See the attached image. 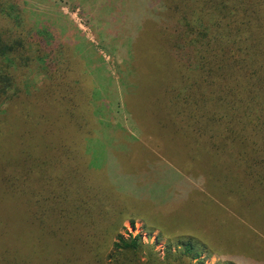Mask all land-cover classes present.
<instances>
[{
	"label": "rangeland",
	"instance_id": "rangeland-1",
	"mask_svg": "<svg viewBox=\"0 0 264 264\" xmlns=\"http://www.w3.org/2000/svg\"><path fill=\"white\" fill-rule=\"evenodd\" d=\"M0 2H4L5 6L11 3V14H16L19 19L13 21L0 16L2 37L6 39L23 37L30 42L32 34V41L39 40L41 46L44 42L47 52L50 45L58 46L62 43L61 51L67 55L64 59L69 64L64 66L65 60H61L56 66L59 72L85 69L86 58L92 60L88 62H91L94 68L101 69L95 73L96 75L89 77L93 83L95 82L94 85L101 81L96 89L103 87L100 101L93 102L90 107L86 105L88 118L91 119L93 127L87 124L84 127H89L95 132L96 137L100 135L105 140L111 134L115 135L116 141L109 145L115 148L117 153L127 155L120 157L111 152L118 168L114 172L111 171V175L116 174L117 178L125 175L130 177L136 190L138 186L159 184L154 190L155 203L158 206L165 205L159 197H182L189 191V186L183 180L192 182L189 195L195 193L200 200L191 197L184 200L171 198L173 201L170 200L168 203L170 207L173 203L177 206L172 207L170 215L157 219L160 223L157 224L159 228L147 222L153 218L150 217L149 220L144 209L127 208L128 205L120 200L108 201L111 209L109 216L108 213H104L108 217L105 219L102 218L103 213L96 207L101 206L100 202H96L97 188L86 183L91 180H87V177L85 179L80 170L78 174L84 179L76 180L74 183L79 186V192L87 190L90 194L80 195L79 202L86 204L87 208L79 209L75 213L87 215L88 209L96 205L93 213L98 218L104 234L101 239L97 237V240L89 244L88 251V245L85 246V243L79 241L80 236L68 234V225L61 230L50 212L52 203L46 202L44 209L42 206L44 202L37 199V191H40L39 195L44 196L43 189L46 187L43 181H35L34 176L39 174L37 170L42 166L43 156L49 155L51 158L62 156L67 161L64 150L58 148L67 137L71 144H75V141L84 143L86 138L90 137H85L84 133L74 136L73 131L78 129L77 126L72 130H67V126L63 128L61 122L65 120L62 113L63 117L57 121L59 124L53 121V116L37 123V116L40 113L39 101H43L41 92L45 90L55 98L60 97L57 93L60 86L53 87L47 83L50 80L47 69L53 66L55 61L53 56L49 55L43 61L34 60L28 66L21 65L19 66L21 68L15 70L20 92L14 101L7 103L5 112H2L5 104L0 109V171L10 164L19 170L29 169L31 171H28L32 173L30 176L32 185L28 184L29 187L25 188L28 192L23 190L24 181L17 192L26 194L23 196L11 192L15 188L13 185L8 186L0 182V264H122V258L121 262L116 260L113 246L119 235L125 238L134 236L140 238L143 249L141 253L138 252L139 260H133L134 264H142L146 257L149 259L150 248L154 250L155 261H162L167 247L174 253L176 243L190 237L200 238L204 246L207 245V250L200 255V258L204 259V264H264V202L256 197V194L260 193L259 190L248 188V185H252L247 182V178H241L243 172L235 168L231 155L234 149L224 147L223 150L215 151L202 143L201 146L197 142L187 144L185 133H175L176 130L173 128V112L168 108L164 93L167 87L161 79L164 75L163 68L160 74L156 72L157 75L151 77L155 71L152 66H148L147 57L140 60L144 66L142 72L136 59L133 61L128 59L125 43L133 35L136 26L133 25L134 17H129L128 13L132 7L139 10V6L145 2L141 0H0ZM150 6L151 13L162 10L161 3ZM47 28L50 31L49 35L45 30ZM46 43L50 44L48 49ZM38 50L43 52L42 47ZM32 54L35 55L33 52ZM137 80L138 89L126 95L132 83ZM89 90L92 89L85 87L79 91L75 100L86 99ZM47 123L54 132L45 129ZM58 125L61 132L57 129ZM85 128L80 131L84 132ZM61 133L67 136L63 135V139H60ZM42 140L50 142L51 152L43 145H39L38 142ZM139 148H142V153L138 151ZM92 149L97 150L94 153L97 157L93 162L95 166L99 162L102 164L103 161L112 166L110 151H102L98 145ZM135 152L145 153L147 160L135 164L137 160ZM90 158L89 156V160ZM67 163L69 165L63 164L59 170L64 172L66 167L73 170L74 165ZM136 165L142 169L136 171L138 177L124 174L125 171L133 173L132 168H137ZM100 167L102 166L98 165L96 175L99 181H104V170ZM237 179L242 182L236 181ZM44 180L56 182L55 179L49 178L47 173ZM5 189L10 192L5 193ZM66 198L74 201L76 193L70 191ZM66 204L64 203L62 212L67 218L73 215L74 211ZM165 206L167 208V204ZM153 211L166 213L167 209L153 208ZM167 219L183 222L176 227L177 231L182 232L170 235L163 233L160 228L163 226L167 228V225L163 224ZM69 225H71L69 228L75 227L73 223ZM205 237L209 242L204 240Z\"/></svg>",
	"mask_w": 264,
	"mask_h": 264
},
{
	"label": "trees",
	"instance_id": "trees-1",
	"mask_svg": "<svg viewBox=\"0 0 264 264\" xmlns=\"http://www.w3.org/2000/svg\"><path fill=\"white\" fill-rule=\"evenodd\" d=\"M141 1L145 3L139 6V10L132 7L128 13L129 17H134L135 24L133 23V25H136L133 35L127 39V44L125 43L128 59H131L129 61L136 59L142 72L144 66L141 61L142 58L147 57L148 66H152L155 71L151 77L157 75L156 72L160 74L163 68L164 75L161 79L167 87V91L164 88V93L168 108L173 112L175 133H185L187 144L197 142L200 145L202 143L215 151L223 150L224 147L233 148L231 155L235 168L242 171L241 178H247V182L252 185H248V188L259 190L260 193L256 194V197L259 201L264 202V0ZM154 3L162 4L160 12H149L150 5ZM10 4L5 6L4 2H0V16L19 21L16 14H11L12 5ZM45 30L49 35L48 28ZM33 33L39 34L38 32ZM1 34L0 32V109L4 104L6 105L2 112L7 110V103L14 101L20 92L14 74L15 70L21 68L19 67L21 65L25 67L31 61H43L45 57L52 55L55 61L53 66L47 69L50 75V80L47 83L53 87H61L57 89L60 92H57L60 97L55 98L45 90L41 92L43 101L38 100L40 113L37 114V123L53 116V121L59 124L57 123L58 118L64 115L65 122H61L63 128L67 126V130H72L77 126L78 129L73 131V133L75 132L74 136L84 133L85 137H90L86 140H95L88 142L85 140L84 143L75 141V144H71L67 137L61 144L62 146L58 147L59 150H64L67 161L62 156H55L56 158H51L49 155L43 156L42 166L37 170L39 174L34 176L35 181H43L46 187L43 189L44 196L39 195L40 191H37V199L44 202L42 205L44 209L46 202L52 203L50 212L61 230L65 225H68V234L80 236L79 241L85 243V246L88 245V251L89 244L97 240V237L101 239L104 234L99 226L98 218L93 213L96 205L88 209L87 215H76L75 213L79 209L87 208L86 204L79 202L80 195L90 194L87 190L79 192V186L74 183L76 180L84 179L78 174L80 170L85 179L87 177V180H91L86 183L97 188L96 202H100L101 206L96 207L103 213L102 218L105 219L108 217L104 213H108L109 216L111 209L108 201L120 200L123 204L128 205L127 208L140 207L144 209V213H148L147 218L149 220L150 217L153 218L151 221L146 219L145 221L158 227L157 224L160 223L157 222V219L170 215L172 209L177 206L173 203V208L170 207L171 205L168 204L170 200H177V198L184 200L187 197L198 200L195 193L189 195L192 182L183 180L189 186V191L182 197H159L165 205L167 204V208L165 205L158 206L155 203L154 190L159 184L138 186V190H136L130 177L125 175L122 178H117L116 174L115 176L111 175V171L114 172L118 169L111 152L120 157H127V155L123 156L117 153V150L109 145L116 141L115 135L111 134L110 137H107L108 139L106 138L107 141L100 135L96 137L95 132L89 127H84L86 124L93 127L91 119L88 118L86 105L90 107V104L101 99L100 94L103 87L101 86L99 90L96 89L101 81L94 85L95 82L93 83L89 78L101 71L91 65V59L86 58L85 69L59 72V68L56 66L61 60L67 58V55L65 56L61 51L62 43L58 46L46 43L47 49L50 45L47 52L44 42L41 46L39 40L32 41V34L30 42L23 37L6 39ZM36 47L38 49L42 47L43 52ZM90 60L91 62H88ZM68 64L69 62L65 60L64 66H68ZM158 77L160 78V76ZM138 84L139 80L132 83L126 95L137 90ZM85 87L92 89L87 92V98L82 101L81 99L75 100L79 91ZM39 95L37 96L39 97ZM140 125L142 124L140 123ZM82 128H85L84 132L80 131ZM45 129L54 132L48 123ZM57 129L61 132L59 125ZM61 134L60 139H63V135L67 136ZM20 140L22 141V137ZM38 143L51 152L50 142L42 140ZM92 143L93 145H91ZM97 145L101 147L102 151H110V160H112V166L105 161H103L105 166L103 162L98 164L104 170V181H99V177L96 175L98 165L95 166L93 163L97 159L94 155L97 150L94 151L92 147H97ZM138 151L142 153V148H139ZM134 156L137 157L135 164L147 160L145 153L135 152ZM67 162L74 165L73 170L69 167H66L64 172L59 170L63 164L69 165ZM148 166L151 168L150 165ZM136 167L132 168V171L130 170L133 173L125 171L124 174L138 177L136 171L142 169L137 165ZM28 170H19L8 164L0 171V182L2 181L8 186L13 185L15 188L11 192L16 193L14 195H26L17 192L20 191L19 188L23 181V190L26 193L28 190L25 188L29 187L28 184L32 185L30 177L32 173L29 172L31 170ZM92 172L93 174H91ZM46 173L56 182L44 180ZM236 181L242 182L240 179ZM2 190L3 187H1ZM70 191L76 193L74 201L66 198ZM4 192L10 191L5 189ZM64 203H67L66 206L74 211H71L73 215L67 216V218L62 212ZM153 208L167 209V212L163 211V214L154 212ZM51 220L53 221V219ZM71 223L75 227L69 228ZM182 223L167 219L163 223L167 225V228L163 226L160 229L166 235L180 234L179 232L182 231H177L176 227ZM204 240L209 242L208 238ZM203 243L200 238L194 239L193 237L183 242H177L174 253H171L169 247L166 248L162 261H155L154 250L150 248L149 259L146 257V261L142 264H204V259L200 258V255L207 250V245L204 246ZM113 246L116 251V260L121 262L122 258V264H134L133 260H139L138 252L141 253L143 249V244L138 236L125 238L119 235Z\"/></svg>",
	"mask_w": 264,
	"mask_h": 264
}]
</instances>
